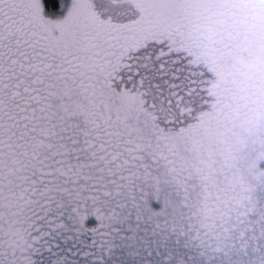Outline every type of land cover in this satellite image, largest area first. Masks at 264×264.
Wrapping results in <instances>:
<instances>
[{"label": "snow or ice", "instance_id": "6c2138e0", "mask_svg": "<svg viewBox=\"0 0 264 264\" xmlns=\"http://www.w3.org/2000/svg\"><path fill=\"white\" fill-rule=\"evenodd\" d=\"M0 264H264V0H0Z\"/></svg>", "mask_w": 264, "mask_h": 264}]
</instances>
